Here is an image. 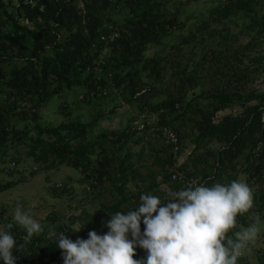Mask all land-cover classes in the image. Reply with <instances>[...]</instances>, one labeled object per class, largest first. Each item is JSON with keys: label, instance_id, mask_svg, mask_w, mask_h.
I'll list each match as a JSON object with an SVG mask.
<instances>
[{"label": "trees", "instance_id": "1", "mask_svg": "<svg viewBox=\"0 0 264 264\" xmlns=\"http://www.w3.org/2000/svg\"><path fill=\"white\" fill-rule=\"evenodd\" d=\"M189 1L200 0H0V152L5 156L10 145H26L27 156L41 170L60 165L76 170L77 181L87 185L85 197L98 205L91 220L84 210L69 217L71 225L86 223L78 234L60 225L50 232L46 223L54 217L47 216L43 231L14 250L16 264H63L54 234L86 239L97 217L127 211L141 194L167 200L170 192L162 193L160 182L171 192L182 188L171 178V169L209 185L243 174L253 207L238 215L237 224L246 228L261 223L264 233V0H217L169 51L147 56L150 48L186 28L188 17L182 20L181 15ZM106 22L118 31L102 70L106 77L111 73L112 85L87 72L102 45L96 50L91 46L107 31ZM104 85L108 94L99 96L98 86ZM161 90L163 99L151 101ZM71 91L80 92L75 103L95 109L89 119L73 116L62 104L59 124L41 123L39 110ZM114 95L140 111L158 113L157 124L176 133L178 150L152 131L153 125L132 130V119L124 127L96 133L106 116L101 106ZM232 107L242 110L224 114ZM185 140L193 147L182 158ZM212 143L217 146L212 148ZM138 145L139 151L134 150ZM18 183L0 182V193ZM50 191L71 197L74 188L65 183L61 190L53 186ZM237 224L228 239L235 237ZM95 231L104 234L108 229ZM13 234L23 244V230L13 229ZM146 255L137 247L134 259ZM256 257V264H264V248Z\"/></svg>", "mask_w": 264, "mask_h": 264}, {"label": "clouds", "instance_id": "2", "mask_svg": "<svg viewBox=\"0 0 264 264\" xmlns=\"http://www.w3.org/2000/svg\"><path fill=\"white\" fill-rule=\"evenodd\" d=\"M252 207V190L242 180L189 183L170 192L167 200L141 194L136 206L110 214L104 234L91 230L86 239L73 240L60 232L54 234L55 242L63 264H238L242 251L257 239L259 228L252 224L233 239L228 235L238 215ZM9 217L0 224V264H16L14 250L20 251L43 231L40 220L22 207ZM85 224L68 229L79 232ZM13 229L23 230V244ZM137 247L146 250L145 258L134 259Z\"/></svg>", "mask_w": 264, "mask_h": 264}, {"label": "rangeland", "instance_id": "3", "mask_svg": "<svg viewBox=\"0 0 264 264\" xmlns=\"http://www.w3.org/2000/svg\"><path fill=\"white\" fill-rule=\"evenodd\" d=\"M175 1H187V0H172ZM217 0H200V1H189L185 5L184 13L181 15V19L185 20L188 17L187 26L183 30H176L173 34L164 39V43L159 46L152 47L146 53L147 56H151L154 53L163 52L165 50L169 51V45L176 42L180 35H184L188 30L194 29L195 24L207 13V10L216 3ZM78 6L81 8L83 4L79 1ZM172 7V5H171ZM116 19L121 20L122 15L115 16ZM166 45V46H164ZM188 52V50L186 51ZM169 71L166 73L167 82L169 77ZM166 85H163V88ZM258 86L263 87V84L258 80ZM164 92L153 96L151 101L158 102L163 99ZM80 92L71 91L65 92L62 96L55 97L51 102L46 105L44 108L39 110L41 123L47 124L50 126H55L63 120V115L59 113V107L62 104H67L69 110L73 111V116H81L82 120H88L90 113H94L95 109L91 107H86L85 105H80L75 103L76 96L78 97ZM114 98L109 97L106 101L107 104H103L101 107H104L105 118L99 120L98 126L95 128L96 133L100 132L104 127L108 128H120L126 126L134 117L141 112L137 106L124 103L123 97L121 95H114ZM97 110L98 108L95 107ZM111 110H114L113 113H110ZM242 109L239 107L228 108L224 114L239 113ZM135 117V118H136ZM33 126L32 122H28ZM23 126V123H19V127ZM34 133V132H33ZM32 133V134H33ZM154 138V136H153ZM185 147H187L182 154V158L186 157L187 152H189L193 145L185 140ZM217 145H211L212 148H215ZM141 145L135 147L134 150L139 151ZM28 147L26 145H10L9 149L5 156L0 152V182L8 181H19V183L12 189H9L5 192L0 193V219L1 218H10L17 207H22V209L29 214L33 215L34 218L43 222L47 216L54 217V220L46 223V227L50 232H56V228L60 225L64 227L65 232H68L67 226L72 227L69 223V217L74 215H79L83 213V210L89 214L87 217L89 219L95 218L96 213L98 212V205L92 200H88L84 195V188L87 185L80 184L77 180L80 177L79 173L65 165H60L57 167H52L48 170H41L37 164L32 161V158L27 156ZM16 160V165L5 171V168L8 164ZM150 163V162H149ZM32 172H37L35 175H32ZM160 180V179H158ZM238 180L245 182V176L240 174ZM160 182V181H159ZM67 185L72 184L74 188L73 195L71 197L67 195H54L50 188L53 186L58 190L63 187V184ZM160 190L162 193L171 192L166 184L160 182ZM255 190V189H253ZM96 209L93 214L92 210ZM110 217L102 216L97 217L94 222V230L107 229L105 224ZM80 224V222H78ZM45 225V223H44ZM259 228V233L257 239L254 243L250 244L246 249L242 251L241 257L244 259L246 264H256L257 254L259 249L264 248V233L263 226L261 223L256 224ZM238 231H241L245 227L240 224H237ZM84 228L79 232H74L71 229V232L78 234L82 232ZM231 238V237H230Z\"/></svg>", "mask_w": 264, "mask_h": 264}, {"label": "built area", "instance_id": "4", "mask_svg": "<svg viewBox=\"0 0 264 264\" xmlns=\"http://www.w3.org/2000/svg\"><path fill=\"white\" fill-rule=\"evenodd\" d=\"M27 1V0H24ZM107 31L105 33L100 34V36L97 38V40L92 44L91 49L96 50L97 45H102L100 49L96 50V57L93 59L92 63L87 69V72H95L94 78L97 80H101V77H103V80L106 81L107 84L112 85V77L111 73L107 74V77L102 73L103 67L106 65L107 58L110 51V45L116 40L118 37V31L113 27L110 23H105L103 25ZM108 86H98V95L99 96H106L108 94ZM90 96H93V93H90ZM18 105H20L22 108H30L32 111L34 109L31 108L30 104H27L26 102H18ZM158 113H152L149 112L147 109L141 111L137 117L132 122V130L136 129L137 131H141L146 126L153 125L151 128L152 131H158L161 137L164 138L165 142L167 144L173 145L174 150H178V137L176 133L165 125H158ZM15 166V162H11L8 164L5 168V171H8V169H12ZM172 171L171 178L173 180L178 181L182 188L189 183H203L198 178H194L192 176H187L184 172L180 171Z\"/></svg>", "mask_w": 264, "mask_h": 264}]
</instances>
